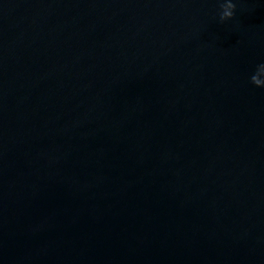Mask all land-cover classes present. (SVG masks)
I'll return each instance as SVG.
<instances>
[{"label": "water", "instance_id": "95a60500", "mask_svg": "<svg viewBox=\"0 0 264 264\" xmlns=\"http://www.w3.org/2000/svg\"><path fill=\"white\" fill-rule=\"evenodd\" d=\"M0 264H264V0H0Z\"/></svg>", "mask_w": 264, "mask_h": 264}, {"label": "clouds", "instance_id": "9594fccd", "mask_svg": "<svg viewBox=\"0 0 264 264\" xmlns=\"http://www.w3.org/2000/svg\"><path fill=\"white\" fill-rule=\"evenodd\" d=\"M229 7H230V11L228 13H226V14H220L219 15V20L221 22H223L225 20H228V19H230V18L233 17L235 5L233 3H230V6Z\"/></svg>", "mask_w": 264, "mask_h": 264}]
</instances>
